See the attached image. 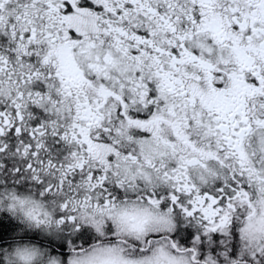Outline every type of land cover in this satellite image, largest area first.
I'll return each instance as SVG.
<instances>
[{"label":"snow or ice","instance_id":"1","mask_svg":"<svg viewBox=\"0 0 264 264\" xmlns=\"http://www.w3.org/2000/svg\"><path fill=\"white\" fill-rule=\"evenodd\" d=\"M0 264H264V0H0Z\"/></svg>","mask_w":264,"mask_h":264}]
</instances>
